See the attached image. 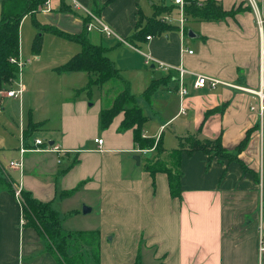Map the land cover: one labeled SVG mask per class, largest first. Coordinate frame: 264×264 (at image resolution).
<instances>
[{"label":"crops","instance_id":"obj_1","mask_svg":"<svg viewBox=\"0 0 264 264\" xmlns=\"http://www.w3.org/2000/svg\"><path fill=\"white\" fill-rule=\"evenodd\" d=\"M76 1L79 7L73 6V0H51V10L43 11L45 22L78 33L84 28V9L88 8L122 38L87 31L92 42L104 46V53L131 91L133 83L141 85L143 92L157 79L149 98L143 96L144 104L138 102L148 115L142 128L145 137H160L169 150L167 145L173 141L178 145L179 136H219L222 145L234 151L248 134L238 157L257 178L235 160L208 159L201 150L182 152V191L179 197L172 196L167 173L152 174L143 166L153 147H137L133 128H119L123 111L106 127L101 126L100 110L110 100L107 84L95 85L99 96L90 102V88L85 87L86 96L78 92L84 86L82 81L88 82L95 74L75 70L67 71L78 81L69 83L71 88L60 101L57 116L48 114L45 119L54 128L36 129L40 122L34 121L31 104L26 127L20 115L15 149L0 143V179H9L15 190L25 189L37 199L51 201L63 229L98 228L99 264H264V251L258 249L260 233L264 235V111L260 114L257 95L237 86L193 85L198 73L238 86L259 85L261 67L264 70V24L258 28L249 0H218L226 11L220 18L189 16L182 31L169 23L175 27L144 35L137 32L165 0ZM255 2L264 13V0ZM62 3L70 9L62 10ZM37 11L42 12L38 8L24 17ZM22 47L19 26V52ZM147 55L181 64L187 70V93L179 94L175 70L161 68L147 60ZM168 74L169 78L160 80ZM3 91L0 89V101L14 97ZM19 101L21 110L23 102ZM165 109L170 111L166 116ZM151 119L158 125L154 130L146 127ZM173 123L166 137L164 129ZM45 131L59 150L31 149L36 147L34 138H41L34 132ZM95 137L103 138L101 145ZM21 144L27 148L22 153ZM20 157L21 167L10 165ZM83 204L90 210L82 212ZM0 264H59L38 232L25 223L15 191L7 189H0Z\"/></svg>","mask_w":264,"mask_h":264},{"label":"trees","instance_id":"obj_2","mask_svg":"<svg viewBox=\"0 0 264 264\" xmlns=\"http://www.w3.org/2000/svg\"><path fill=\"white\" fill-rule=\"evenodd\" d=\"M44 0H1L0 4V89L9 88L7 80L17 73V65L10 60L19 52V26L21 19L26 15L35 12ZM62 10H69L66 4H61ZM170 9L164 3L155 11V14L148 19V23L137 35H144L149 32L174 28L175 25L159 21L158 15ZM187 17L197 19H216L224 16L226 11L218 0H206L199 4L196 0H189L185 5ZM84 17V28L78 33H71L60 29L48 22L43 27L54 31L64 37L75 40L80 44V50L75 52L60 69L68 71L85 70L95 74L90 78L86 88L92 85L102 87L107 84L108 92L115 91L109 103L100 110V124L106 127L113 117L120 111L124 117L119 125L120 129L133 128L134 143L139 148L153 147V154L147 156L143 166L154 174L157 171L167 173L170 194L179 197L181 195V157L182 152L191 154L194 150H201L208 155V159L214 156L227 160L237 161L244 171L251 172L255 178L256 173L250 169L244 161L238 157V152L246 145L248 134L236 145L234 151L226 149L219 136L214 138H199L196 135L188 134L179 136L178 145L166 149L159 137L157 140L145 137L142 134L144 122L148 115L138 103L136 96L130 90L129 83L121 76L119 69L104 53V46L92 42L87 36ZM174 24V23H172ZM40 35V34H39ZM40 39L36 37L34 47H38ZM59 69V70H60ZM170 74L166 77L169 78ZM157 79H152L142 94L149 98L158 85ZM117 84L120 86L118 87ZM89 90V89H88ZM34 124L33 126H35ZM24 134V131H23ZM0 189H7L14 193L15 189L9 179H0ZM23 217L25 223L32 226L44 241L46 249L52 251L59 264H99L100 257V230L98 228L88 230L68 231L62 228L58 211L52 206L51 201H42L35 198L30 191L20 189ZM76 246V247H75ZM89 247L90 253L82 248Z\"/></svg>","mask_w":264,"mask_h":264},{"label":"rangeland","instance_id":"obj_3","mask_svg":"<svg viewBox=\"0 0 264 264\" xmlns=\"http://www.w3.org/2000/svg\"><path fill=\"white\" fill-rule=\"evenodd\" d=\"M44 22L45 19L43 18V11H37L32 15L24 17L20 25V29H22L23 45L22 50L20 48L21 58L24 61H26V59L28 60L24 62L23 66L21 67V82L24 87L20 95L5 99H3V97L0 101V136L4 137L3 140L0 139V143L3 142L6 148L10 150L15 149V146L18 143V138L20 135L18 125L20 124V117L22 120V116H20L21 113L23 115L24 126L26 127L28 112L29 109H31L29 107L31 104H34V121L40 122L38 126H36V129L42 131L49 128H54L55 125H53V122L47 123L45 119L47 118L48 114H50L52 117L57 116L60 101L63 98L65 92L71 88V84L69 83L78 81V78L74 77L72 79V76L70 75L73 74H68V70L60 69V67L75 52L80 50V44L77 41L68 39L63 35L46 29L43 27ZM36 37L37 39L38 37L40 39L38 47H34L33 44ZM146 69L150 70L152 68L148 66ZM6 83L7 86L10 84V87L17 88V78H10ZM82 84H84L83 87L81 86L83 91L81 90L78 93H80V96H86L87 90L85 85L87 82L84 83V81H82ZM105 89L107 96L112 98L115 94V91L111 90L108 92V88L106 87ZM131 89L136 96L137 101L144 104V102H142L143 94L141 85L133 83ZM7 91L8 89L5 88L2 92L3 95H7ZM90 92L91 93L88 95V98L90 102H93V100L99 96V91L95 85H92L90 87ZM69 93L72 92L69 91ZM20 98L21 103L23 102V107L21 110L19 107ZM169 112V109H165L163 112L164 116H166L165 114ZM38 120H44V122L42 123V121ZM157 126V123L152 119L146 123V127H148L149 130H154L157 128ZM173 126L174 123L166 125L164 129L166 137L169 135V133H171ZM26 133L27 132L24 130L25 137ZM34 134L41 136L44 141H48V139L51 138L46 135V131L39 133L34 132ZM172 144L173 145L167 146H177V144L174 145V141ZM171 147H169V149H171ZM9 158L10 157H7L5 160L8 161ZM2 161L4 162L3 159ZM82 248L90 253L91 259L92 254L90 248L84 246H82Z\"/></svg>","mask_w":264,"mask_h":264},{"label":"built area","instance_id":"obj_4","mask_svg":"<svg viewBox=\"0 0 264 264\" xmlns=\"http://www.w3.org/2000/svg\"><path fill=\"white\" fill-rule=\"evenodd\" d=\"M189 0H165L164 4L167 6H170V9H168L165 12L160 13L157 17L159 19V21L164 22V23H174L178 26V28L182 31L183 28L185 27V21L187 20V16H186V11H185V5ZM74 7H79L80 3L76 0H73ZM251 7L254 11L255 14V20H256V24L258 26L259 29L262 28L263 24H264V13L260 10L259 6H257V3L255 2V0H249ZM51 0H44V2L39 6V9H41L42 11H48L51 10ZM84 15L88 18L86 23H85V28L87 31H99L101 33H103L106 36H116L119 37L120 39H122L115 31L113 28H111L106 22H104L95 12H93L92 10L85 8L84 9ZM147 38L151 37L150 34H148L146 36ZM191 51V50H189ZM11 61H13L14 63H16L17 65V73H16V78H17V88H8L7 91V95L8 96H17L20 95L22 90H23V84L21 82V67L23 66L24 62L28 61L26 59V61L22 60L20 52L18 53L17 56L15 57H11L10 58ZM147 60L149 61H153L156 64H158V66H160L161 68L169 71V70H175L176 72V79L178 81V92L180 95H184L187 93V87L185 85V81H184V75L186 73V69L181 65H173V64H169V63H165L159 59L153 58L150 55H147ZM14 79V78H13ZM217 83H222L225 85H232V86H237L241 89H244L248 92L254 93L255 95H257L258 97V107H259V111L260 114H262V112L264 111V70L261 67V72H260V82L259 85L257 87H246V86H238L235 85L234 83H230L227 82L225 80L213 77V76H207L204 74H195V79L193 82V85L195 87H199V86H204V85H208L210 87H214ZM94 141L98 143V145H101L103 138L102 137H95ZM34 144L36 147L31 148V149H50V150H59L57 145H54L53 143H50L49 140L48 141H44L43 138L40 137H35L34 138ZM20 153H22L23 151L27 150L26 147H24L22 144L20 145ZM10 165H17L18 167L22 166V158L20 157L18 160H11ZM15 195L16 198L18 200V202L20 203L21 201V194H20V188H17L15 190ZM23 218L21 217V222H23ZM258 249L259 252H263L264 251V235L261 232L260 236H259V241H258Z\"/></svg>","mask_w":264,"mask_h":264},{"label":"water","instance_id":"obj_5","mask_svg":"<svg viewBox=\"0 0 264 264\" xmlns=\"http://www.w3.org/2000/svg\"><path fill=\"white\" fill-rule=\"evenodd\" d=\"M135 159H136V161L138 162V160H139V156L138 155H135ZM90 210V207L88 206V205H86V204H83L82 205V212H87V211H89Z\"/></svg>","mask_w":264,"mask_h":264}]
</instances>
